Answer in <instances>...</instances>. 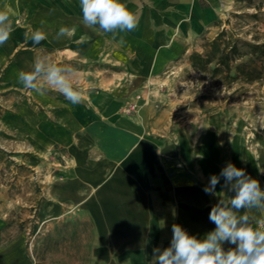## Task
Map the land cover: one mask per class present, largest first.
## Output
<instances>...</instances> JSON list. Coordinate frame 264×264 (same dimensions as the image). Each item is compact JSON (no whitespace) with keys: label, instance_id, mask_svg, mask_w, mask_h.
<instances>
[{"label":"crops","instance_id":"1","mask_svg":"<svg viewBox=\"0 0 264 264\" xmlns=\"http://www.w3.org/2000/svg\"><path fill=\"white\" fill-rule=\"evenodd\" d=\"M214 1L124 0L138 13V27L115 38L94 31L90 44L94 60L121 63L120 71H77L83 102L76 105L55 90L40 96L26 89L14 111L0 118L14 140L32 151L29 163L53 155L44 180V218L73 222L91 264H151L154 248L170 246L173 224L203 239L216 227L211 208L225 194L234 195L223 177L214 194L204 188L229 162L264 190V149H244L238 134L227 133L225 118L178 114V102L158 96L167 81L162 74L216 27ZM53 20L48 26L58 31L63 24ZM22 41L13 25L0 45V77L9 87L24 88L18 72L30 70L35 60L34 54L19 56ZM170 72L174 78L179 71ZM135 94L141 96L133 100L137 110L125 112ZM249 214L264 217L256 209ZM235 247L223 244L226 251ZM0 264H30L20 239L0 245Z\"/></svg>","mask_w":264,"mask_h":264},{"label":"rangeland","instance_id":"2","mask_svg":"<svg viewBox=\"0 0 264 264\" xmlns=\"http://www.w3.org/2000/svg\"><path fill=\"white\" fill-rule=\"evenodd\" d=\"M2 1V9L10 10L11 21L23 37L19 56L34 54L35 59L46 55L57 63L71 64L84 76L121 70V63L94 60V45H90L94 44V30L82 23L80 0ZM228 1L230 4L226 7L224 0L214 1L220 12L216 27L198 38L188 57L172 64L168 72L162 74L167 81L160 84L158 96L178 102V114L185 110L194 115L210 113L212 117L225 118L227 133L238 134L243 148L255 152L264 149V78L250 82L236 79L226 83L222 78L224 72H212L218 66V54L205 56L199 63L203 67L201 70L194 68L190 60L192 52L206 54L208 48L205 45L222 33L220 50L235 42L238 46V54L230 63L231 73H234L233 67L246 59L247 44L264 42V0ZM53 19L75 29L68 41L59 44L60 40L55 39L57 31L48 26ZM35 28H43L48 34L39 45L25 39V33ZM91 49L93 57L90 56ZM175 70L179 72L173 78L170 71ZM26 95L25 88L9 87L4 83V76L0 77V118L14 111L15 102ZM138 95L126 104L139 100L141 96L137 98ZM26 145L16 142L0 122V245L20 239L30 264H91V255L81 252L84 246L78 243L73 222L44 218L43 207L47 200L44 180L52 166L53 155L37 158L33 165L28 162L32 151Z\"/></svg>","mask_w":264,"mask_h":264},{"label":"clouds","instance_id":"3","mask_svg":"<svg viewBox=\"0 0 264 264\" xmlns=\"http://www.w3.org/2000/svg\"><path fill=\"white\" fill-rule=\"evenodd\" d=\"M80 8L86 28L113 38L135 30L139 24L138 13L131 10L124 0H80ZM12 31L9 12L0 9V45L9 40ZM74 32L75 29L60 26L55 39L71 37ZM47 38L43 28L25 33V39L34 45ZM78 76L71 64H60L42 55L35 58L30 70L19 71L17 80L25 89L40 96L55 90L76 105L83 102L82 90L77 85ZM221 177L224 179L223 187L234 195L225 194L211 208L209 219L215 224V229L203 239H198L180 225L173 224L170 246L154 248L151 264H264V217L257 219L249 214L252 209L264 213V190L257 179L229 162L219 175L210 177L204 188L206 194L215 193ZM225 242L236 247L226 251L223 248Z\"/></svg>","mask_w":264,"mask_h":264},{"label":"trees","instance_id":"4","mask_svg":"<svg viewBox=\"0 0 264 264\" xmlns=\"http://www.w3.org/2000/svg\"><path fill=\"white\" fill-rule=\"evenodd\" d=\"M223 38V34L220 33L213 40H211L205 46L208 48L206 54L198 52H192L190 54V60L194 68L203 69L200 61L204 60L205 56L213 53L219 55L218 66L213 68L214 73L224 72L222 78L227 82L242 79L247 82L255 81L264 78V42L261 43H249V51L245 53L246 59L236 64L233 69L234 73H231V62L238 54L237 43H233L229 48L220 50V41ZM197 60L199 62H197Z\"/></svg>","mask_w":264,"mask_h":264},{"label":"built area","instance_id":"5","mask_svg":"<svg viewBox=\"0 0 264 264\" xmlns=\"http://www.w3.org/2000/svg\"><path fill=\"white\" fill-rule=\"evenodd\" d=\"M137 98H140V95H138ZM135 110H137V104L135 102H129L127 106L124 108L125 112H131Z\"/></svg>","mask_w":264,"mask_h":264},{"label":"bare ground","instance_id":"6","mask_svg":"<svg viewBox=\"0 0 264 264\" xmlns=\"http://www.w3.org/2000/svg\"><path fill=\"white\" fill-rule=\"evenodd\" d=\"M227 6H228V3H227Z\"/></svg>","mask_w":264,"mask_h":264}]
</instances>
